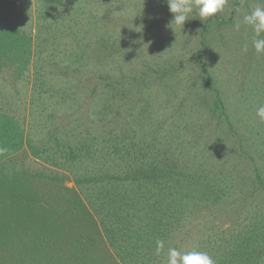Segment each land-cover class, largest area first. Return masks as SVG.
Returning <instances> with one entry per match:
<instances>
[{"label":"rangeland","instance_id":"1","mask_svg":"<svg viewBox=\"0 0 264 264\" xmlns=\"http://www.w3.org/2000/svg\"><path fill=\"white\" fill-rule=\"evenodd\" d=\"M258 6L264 0H228L204 20L194 9L181 28L170 23L165 0H0V147L7 149L0 169L24 172L41 198L60 196L57 205L83 203L101 228L118 211L112 200L123 197L125 221L140 209L131 199H156L151 182L130 177L142 165L175 158L197 177L231 184L204 205L161 201L177 219L156 264H167L169 247L197 249L210 228L249 223L264 211V184L254 172L257 166L264 179V121L256 115L264 54L252 47L243 16ZM9 216L0 219V240L10 242L5 251L0 244L3 260L20 255L11 250L19 243ZM25 220L20 264L22 254L32 256Z\"/></svg>","mask_w":264,"mask_h":264},{"label":"trees","instance_id":"2","mask_svg":"<svg viewBox=\"0 0 264 264\" xmlns=\"http://www.w3.org/2000/svg\"><path fill=\"white\" fill-rule=\"evenodd\" d=\"M190 169L192 168L179 165L175 158L133 169L130 177L136 182L144 179L143 184L151 182L152 191L155 193L152 194L156 199L150 201L148 194L139 199H131L132 207L140 209L139 212L131 211L125 221L119 216L126 211L123 197L112 200L111 202L118 204V211H114L110 218L102 219L101 228L93 213L83 203L80 206L74 205L75 207L65 202L57 205L58 201H62L60 196L45 193L41 198L33 183L23 181L24 172L7 176L5 169L1 168L0 219L4 213L11 215L9 230L12 239L19 243L15 245L17 248L11 250L18 249L21 258L20 252L25 245L24 219H30L25 220L26 235L32 228L31 240L27 246L31 249V255L35 256L22 254L21 264H156L160 261V255L165 252L164 249L159 256L155 254L156 240H164L166 246L172 233L170 222L175 223L177 219L176 211L171 210L172 205L178 201L180 204L183 198L186 202L194 199L197 201L195 204L201 203L200 205L214 197L220 201L226 189H231L232 185L228 183L219 186L217 175L208 177L200 174L197 177L196 172H191ZM254 169L256 180L264 184L262 172L257 166ZM237 176L228 177L230 182H235V186L240 180ZM116 178L122 180L119 176ZM168 190L171 201L166 198ZM151 203H156V207ZM160 203L165 205V208L170 206L172 212L162 211V208L158 207ZM144 205L147 210L139 215ZM134 218H144L143 223L134 226ZM249 220L247 224L238 223L232 228H210L195 250L208 252L217 264H264V211L254 213ZM28 222L32 225L28 226ZM134 235L137 236L135 242L138 244L130 238ZM7 243L10 242L0 240L1 250H6ZM11 250L8 248L7 251L12 253ZM19 257L13 260L0 259V264H20Z\"/></svg>","mask_w":264,"mask_h":264},{"label":"clouds","instance_id":"3","mask_svg":"<svg viewBox=\"0 0 264 264\" xmlns=\"http://www.w3.org/2000/svg\"><path fill=\"white\" fill-rule=\"evenodd\" d=\"M165 2L169 11L174 14L170 23L183 28L185 22L192 18L191 14L194 9L198 10V17L204 20L223 12L228 0H165ZM243 23L253 29L252 47L258 54H264V37H261V33H264V7L258 6L249 14H245ZM234 27L236 31H239L241 22L237 21ZM241 50L247 52L248 44L245 43ZM256 115L260 120L264 121V105L256 109ZM4 151H7V149L0 147V153ZM164 249L165 241L157 239L155 254L159 256ZM167 264H217V262L206 251L195 249L181 251L175 247H169L167 249Z\"/></svg>","mask_w":264,"mask_h":264}]
</instances>
